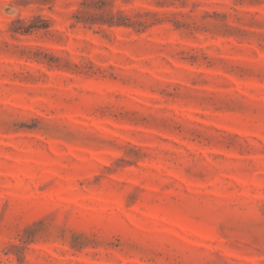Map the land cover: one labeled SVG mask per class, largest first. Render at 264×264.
<instances>
[{"label": "rangeland", "instance_id": "rangeland-1", "mask_svg": "<svg viewBox=\"0 0 264 264\" xmlns=\"http://www.w3.org/2000/svg\"><path fill=\"white\" fill-rule=\"evenodd\" d=\"M0 264H264V0H0Z\"/></svg>", "mask_w": 264, "mask_h": 264}]
</instances>
